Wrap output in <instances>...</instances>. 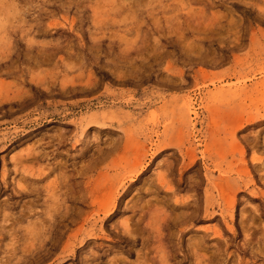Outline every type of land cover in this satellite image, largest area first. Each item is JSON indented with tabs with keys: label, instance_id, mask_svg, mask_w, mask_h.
<instances>
[{
	"label": "rangeland",
	"instance_id": "obj_1",
	"mask_svg": "<svg viewBox=\"0 0 264 264\" xmlns=\"http://www.w3.org/2000/svg\"><path fill=\"white\" fill-rule=\"evenodd\" d=\"M0 264H264V0H0Z\"/></svg>",
	"mask_w": 264,
	"mask_h": 264
}]
</instances>
